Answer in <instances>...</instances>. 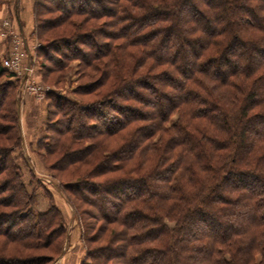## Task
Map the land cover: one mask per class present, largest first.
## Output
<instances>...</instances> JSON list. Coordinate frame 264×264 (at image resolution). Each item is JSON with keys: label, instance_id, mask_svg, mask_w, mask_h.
<instances>
[{"label": "trees", "instance_id": "16d2710c", "mask_svg": "<svg viewBox=\"0 0 264 264\" xmlns=\"http://www.w3.org/2000/svg\"><path fill=\"white\" fill-rule=\"evenodd\" d=\"M32 13L42 78L79 63V100L47 95L49 136L33 153L73 211L81 264H264V0H35ZM4 56L0 264H52L69 227L41 182L36 212L13 157L23 139Z\"/></svg>", "mask_w": 264, "mask_h": 264}, {"label": "rangeland", "instance_id": "374dc122", "mask_svg": "<svg viewBox=\"0 0 264 264\" xmlns=\"http://www.w3.org/2000/svg\"><path fill=\"white\" fill-rule=\"evenodd\" d=\"M33 16V13H32ZM34 17V16H33ZM50 16H41L40 18L44 19V18H48ZM0 19H11L13 22V25L15 28H17V31L19 30L18 27L15 24V21L9 16H3L0 17ZM34 20V18H33ZM0 40H2L0 38ZM5 43V47L8 46V43H6L4 40H2ZM39 44V45H38ZM40 46V43L36 40L34 47H30L27 46L26 41H25V48L27 49V52L29 55H34L35 59H36V63L34 66L36 70L34 79H35V84H38L39 86H42L44 88H49V92L46 94L45 99L47 97V95L49 94H56L60 97L63 98H67L70 101H78L79 97L75 94L76 89L79 87L81 80H79V69H78V62L77 61H71L69 63V65L64 69V72L62 74V81L60 83L56 82L55 77H57V74L53 73L50 74V76H46L44 79L42 78V74H44V72H46V68H42L41 66H43L44 64V59H42V57L39 55V53H41L39 50H37V48ZM44 47V46H43ZM39 55V56H38ZM5 57V56H4ZM46 65H50L49 62ZM27 97V101L24 103V108H22L20 110V108L18 109V127L20 130V134L22 137V132L23 134L25 133L26 135H29V133H31L32 135H34V131L39 132L40 129L38 128L39 123L35 122V121H39V117H40V112L36 113V109L37 105L35 103H45L46 100L44 99V101H37L34 96L30 95V94H26ZM25 96V97H26ZM18 97H19V104H20V100H21V96L19 95V91H18ZM44 112V111H43ZM49 120L51 119L52 121H55L58 118H55V115H51L48 116ZM21 119V122H20ZM42 120H40L39 122H41ZM50 123V121H49ZM21 124V125H20ZM44 125V122L42 123ZM24 126V130H21V126ZM46 126V124H45ZM22 131V132H21ZM44 128H42V142L45 141V138H48V133L45 131V135L44 134ZM52 135V134H51ZM26 138V137H25ZM23 139V137H22ZM40 139V138H39ZM5 141L1 140L0 138V144H5ZM26 143V147L27 144L30 143V145H33V147H35L34 149L36 150V143L37 141L35 140V137L30 136V138H26L23 141V145L25 146ZM44 143V142H43ZM111 143V148L115 147L114 142H112V140H110ZM23 147V146H22ZM24 149V152L21 150H14L13 151V157L16 158V164L19 166V168L21 169V173L23 174V182L26 185L27 189L29 191L32 190H37V203H36V212L37 213H43L45 211L48 210V205H47V199L45 198V196L43 195V191L41 189H39V187L37 186L38 182H41L44 187L50 191L54 197H55V201L57 204V207L62 209L65 212V218L67 220V224L69 227V233H70V238L71 242L69 243L68 247H67V255L65 258V262H63V264H81L83 256L85 255V251L86 248L84 249L82 244L78 241L77 237L79 234L78 231V227L77 224L74 220L73 217V211L71 209V207L65 202L63 196L61 195V193H59L56 188L54 187V185H57V183L53 182L50 175L48 174V172L44 169V166L39 163L37 161V158L33 153V151L28 150V149ZM30 149V148H29ZM34 150V151H35ZM22 155V158H21ZM25 157L27 158V160L29 162H32L31 164L34 167L35 173L38 177V180H33L30 176V173L28 171V168L25 165ZM54 158H49L47 159V163H53ZM43 168V169H42ZM60 180H62L63 182H67L70 181L71 177H69L67 174H65L64 172L61 174H58ZM80 214L82 216V218L84 219V223L89 225L88 229H86V235L89 237L93 236L96 234L97 230H93L94 227L96 229H98V227L100 226V222H98L97 220L94 219V210L91 209L89 206L82 204L80 206ZM92 229V230H90ZM77 234V235H76ZM99 245V243L96 244H91L89 247H95ZM86 247V246H85ZM55 253L51 252V250H46V251H41L39 252V255H43V256H48V255H55ZM61 255V254H60ZM59 255V256H60ZM59 256L57 258H59ZM56 258V259H57ZM60 261L58 263V261L55 262V264H60ZM89 262L91 261L90 259L88 260Z\"/></svg>", "mask_w": 264, "mask_h": 264}, {"label": "built area", "instance_id": "2783aa9c", "mask_svg": "<svg viewBox=\"0 0 264 264\" xmlns=\"http://www.w3.org/2000/svg\"><path fill=\"white\" fill-rule=\"evenodd\" d=\"M0 38L8 43L2 65L16 81L19 95L23 97L30 94L37 101H44L50 89L35 84L34 76L37 70L33 66L36 63L35 56L28 54L25 38L14 27L11 19H0Z\"/></svg>", "mask_w": 264, "mask_h": 264}, {"label": "crops", "instance_id": "0c3cea01", "mask_svg": "<svg viewBox=\"0 0 264 264\" xmlns=\"http://www.w3.org/2000/svg\"><path fill=\"white\" fill-rule=\"evenodd\" d=\"M34 1L35 0H0V17L9 15L15 21L16 26L18 27L20 33L25 38L26 44H27V46H29V48L32 46L34 47L35 42H36V37L34 35V22H33V16H32V8H33ZM5 51H6L5 43L2 40H0V56L1 57L4 56ZM25 96H23L20 100V104H19L20 110L25 107L24 103L27 101V97H28V96H26V97ZM35 104L38 105V107H37L38 109H36V110H38V112H40L39 121L42 120L41 122L35 121V122H38L39 125H41L38 127L40 129V131L39 132L34 131V135L29 133V135H26V136H25V133L23 134V132L21 131L23 141L26 138H30V136L35 137V140L37 141L39 138L42 137L41 136L42 135V128H44V130L46 128V126H45V124H46V113H45V109H44L45 103H41V104L35 103ZM20 122H21V119H20ZM43 122H44V125L42 124ZM20 128H21V130L22 129L24 130L23 125ZM44 134H45V131H44ZM25 147H26V143H25V146L23 145V147H22L23 152H24ZM34 148L35 147H33V145H30V143L27 144L26 149L34 151L35 150ZM25 160L29 165H32L31 164L32 162H29L26 157H25ZM71 239L72 238H70V233H69V236L67 238V245L65 247L63 254L61 252V255L59 256V258L55 259L52 264H55L56 261H58V263H59L60 258H62L60 264H63V262H65L64 260H65L66 255H67L66 254L67 253V247H68L69 243L71 242ZM77 239H78V237H77ZM63 249H64V247H63Z\"/></svg>", "mask_w": 264, "mask_h": 264}, {"label": "water", "instance_id": "95a60500", "mask_svg": "<svg viewBox=\"0 0 264 264\" xmlns=\"http://www.w3.org/2000/svg\"><path fill=\"white\" fill-rule=\"evenodd\" d=\"M66 245H67V238L65 239V244H64V249H63V251H62V254H63V252H64V250H65Z\"/></svg>", "mask_w": 264, "mask_h": 264}]
</instances>
